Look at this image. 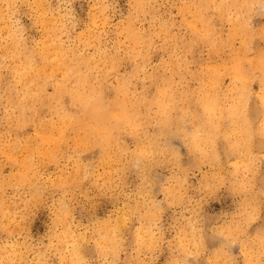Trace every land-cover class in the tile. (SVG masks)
Segmentation results:
<instances>
[{"label":"clouds","instance_id":"obj_1","mask_svg":"<svg viewBox=\"0 0 264 264\" xmlns=\"http://www.w3.org/2000/svg\"><path fill=\"white\" fill-rule=\"evenodd\" d=\"M0 264H264V0H0Z\"/></svg>","mask_w":264,"mask_h":264},{"label":"rangeland","instance_id":"obj_2","mask_svg":"<svg viewBox=\"0 0 264 264\" xmlns=\"http://www.w3.org/2000/svg\"><path fill=\"white\" fill-rule=\"evenodd\" d=\"M106 208H107V205L102 206V208L100 209V213L103 214ZM212 208H214L216 211H219L220 205L214 204L212 205Z\"/></svg>","mask_w":264,"mask_h":264}]
</instances>
